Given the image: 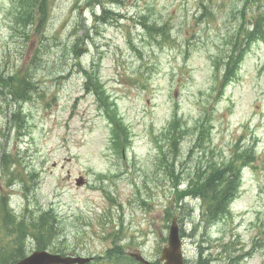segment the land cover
<instances>
[{"label":"rangeland","instance_id":"374dc122","mask_svg":"<svg viewBox=\"0 0 264 264\" xmlns=\"http://www.w3.org/2000/svg\"><path fill=\"white\" fill-rule=\"evenodd\" d=\"M261 17L264 0H0V262L51 211L45 250L91 264L156 263L174 217L188 264H264ZM231 159L237 197L204 222L187 192Z\"/></svg>","mask_w":264,"mask_h":264},{"label":"trees","instance_id":"16d2710c","mask_svg":"<svg viewBox=\"0 0 264 264\" xmlns=\"http://www.w3.org/2000/svg\"><path fill=\"white\" fill-rule=\"evenodd\" d=\"M259 26L264 28V17L260 18V21L256 24V29L251 32L252 35L258 33ZM226 60H229L227 66L230 70V66L234 64L233 57L230 56V58H227ZM228 75L229 72L226 78L223 80L224 83L230 81V79L233 77L231 74L229 76ZM26 86L27 81L23 78H20L18 83L14 85L15 92H20L18 96H24ZM116 124L118 125L119 130H122L121 125L118 123ZM114 135L118 138L116 132H114ZM171 138L172 142L176 144V138L173 136H171ZM198 138V146L200 147L204 142L203 133H201ZM240 171L241 166L238 164V161H236V159H231L227 165L222 167L221 171L215 170L212 173L210 168L209 171L205 173V175H198L194 179L191 190L195 188V191L191 192L189 190L187 195L192 194L198 196L203 200V203L207 204V209L203 213L204 222L214 221L219 214L227 212L229 202L237 197V186L239 183ZM9 216L11 217V220H16V217L13 214H9ZM56 226V217L51 211L44 212L40 221H36L35 223L30 222L29 228H31L33 231L32 237L36 238L39 248L43 250L46 249V245L51 241H45L44 239L48 238L49 240H52L54 238V229ZM18 229L21 230L20 227H18ZM21 251H23V249ZM107 254L109 255V259H116L119 256L124 255L125 252L121 245L115 244L112 246V248L108 249ZM14 256L15 255L13 254L10 255L8 260L5 256H3L1 259V264H11V262L15 260ZM154 264L160 263L159 261H156ZM204 264L208 263L205 262Z\"/></svg>","mask_w":264,"mask_h":264},{"label":"water","instance_id":"95a60500","mask_svg":"<svg viewBox=\"0 0 264 264\" xmlns=\"http://www.w3.org/2000/svg\"><path fill=\"white\" fill-rule=\"evenodd\" d=\"M79 181V186L82 184ZM129 256L141 264H150L140 252L130 253ZM93 258L62 256L47 251H36L28 258L16 264H88ZM159 261L162 264H185L183 242L180 235L177 218H174L170 228L168 245L162 250Z\"/></svg>","mask_w":264,"mask_h":264},{"label":"bare ground","instance_id":"6f19581e","mask_svg":"<svg viewBox=\"0 0 264 264\" xmlns=\"http://www.w3.org/2000/svg\"><path fill=\"white\" fill-rule=\"evenodd\" d=\"M55 254H59V253H55ZM59 255H62V254H59ZM62 256H65V255H62Z\"/></svg>","mask_w":264,"mask_h":264}]
</instances>
